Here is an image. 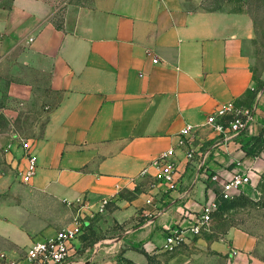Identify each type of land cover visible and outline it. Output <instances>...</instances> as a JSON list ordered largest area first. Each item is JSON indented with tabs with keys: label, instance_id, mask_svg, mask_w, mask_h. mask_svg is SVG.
Returning a JSON list of instances; mask_svg holds the SVG:
<instances>
[{
	"label": "crops",
	"instance_id": "1",
	"mask_svg": "<svg viewBox=\"0 0 264 264\" xmlns=\"http://www.w3.org/2000/svg\"><path fill=\"white\" fill-rule=\"evenodd\" d=\"M209 1L11 0L0 11V170L24 169L19 138L32 143L37 164L28 185L2 180L13 199L0 216L12 224L9 210L22 220L11 231L30 236L27 248L80 216L107 236L105 254L128 264L180 245L264 264L251 233L232 227L212 239L210 229L189 230L222 181L247 173L256 182L264 171L248 138L217 145L206 124L218 105L246 102L255 36L251 17L234 6L242 0ZM185 126L193 128L190 158L178 144ZM172 148L170 185L156 178ZM176 231L183 242L168 245Z\"/></svg>",
	"mask_w": 264,
	"mask_h": 264
},
{
	"label": "rangeland",
	"instance_id": "2",
	"mask_svg": "<svg viewBox=\"0 0 264 264\" xmlns=\"http://www.w3.org/2000/svg\"><path fill=\"white\" fill-rule=\"evenodd\" d=\"M11 0H0V11L9 6ZM69 0H58L62 5ZM230 0H210L205 7L221 8L230 6ZM248 13L254 25L255 36L246 51L250 57L251 72L253 76V89L248 93L246 102L239 107L256 108L258 111V122L264 118V0H242L240 4L234 5ZM258 130V126L255 127ZM241 139L248 138L245 148H256L262 154L264 159V146L261 144V137L240 136ZM257 146V147H256ZM191 153L190 145L186 146ZM246 149V150H247ZM2 165V164H0ZM8 174V169L0 170V214L4 204H10L13 197L3 187L2 180L9 178L15 183L19 182V171H12ZM8 175V176H7ZM151 182L149 183V185ZM22 185V184H21ZM148 185V186H149ZM246 187L250 188L251 193H246ZM237 204L234 207H224L222 212L215 216L210 225V235L212 239H220L223 234L230 228H238L251 233L257 238L256 254L264 260V171L257 181H250L249 185L244 186L237 198ZM226 206V205H225ZM8 219L12 224H3L0 216V264H18L25 257V251L30 240V236L22 238L18 233L11 231L12 225L22 224V220L9 210H5ZM12 213V214H11ZM106 235L95 236L85 227L83 234L80 236L83 246L78 244V258L89 260L93 258L94 264L103 262L105 264H128L120 256H110L105 254V248H108V242L102 243ZM79 241V240H78ZM101 242V243H100ZM81 247L87 248L86 251ZM148 264H236L227 256L215 254L212 251L202 250L193 245H180L172 251L165 253L146 256Z\"/></svg>",
	"mask_w": 264,
	"mask_h": 264
},
{
	"label": "built area",
	"instance_id": "3",
	"mask_svg": "<svg viewBox=\"0 0 264 264\" xmlns=\"http://www.w3.org/2000/svg\"><path fill=\"white\" fill-rule=\"evenodd\" d=\"M256 108L239 107L234 102H228L218 105L214 111L207 117L206 124L217 132L220 139L216 144L220 145L226 141H232L240 136L261 137V144L264 146V118L258 122L255 119ZM255 126H258L256 130ZM193 128L185 126L181 131V139L178 144L182 147L189 145L192 138ZM19 147L22 150L23 158L26 160L24 169L19 172L20 183L23 185L30 184L37 167L36 159L32 153V143L28 139L19 138ZM174 155V149L167 151L157 163L159 173L156 180L173 185L175 183V165L171 161ZM187 158L191 157L190 152H186ZM212 180L216 181L215 176ZM251 179L247 173H236L228 180L221 183V188L213 202L202 206L199 214L189 230L194 236L207 232L213 220V213L217 210V199L232 200L240 195L242 188L249 185ZM107 202H103L101 209ZM149 203V201H147ZM100 209V211H101ZM84 217L78 216L74 219L71 226L60 229L52 237L32 240L31 244L25 251L24 259L27 264H80L72 258L79 251L76 247L80 236L86 227ZM181 232L170 233L166 237L168 245H178L183 242Z\"/></svg>",
	"mask_w": 264,
	"mask_h": 264
},
{
	"label": "trees",
	"instance_id": "4",
	"mask_svg": "<svg viewBox=\"0 0 264 264\" xmlns=\"http://www.w3.org/2000/svg\"><path fill=\"white\" fill-rule=\"evenodd\" d=\"M239 196H237V197H235L234 199H232V200H229V201H226V200H221V199H217V210L213 213V215H212V217H213V220L215 219V216L217 215V214H219L220 212H222V209L224 208V207H234V206H236V205H238L237 204V198H238ZM226 205V206H225ZM213 220H212V222H213Z\"/></svg>",
	"mask_w": 264,
	"mask_h": 264
}]
</instances>
